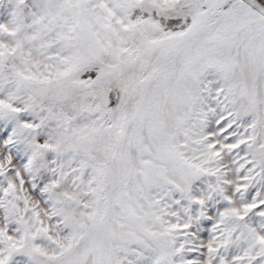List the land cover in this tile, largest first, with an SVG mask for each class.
Returning a JSON list of instances; mask_svg holds the SVG:
<instances>
[{
    "label": "snow or ice",
    "instance_id": "obj_1",
    "mask_svg": "<svg viewBox=\"0 0 264 264\" xmlns=\"http://www.w3.org/2000/svg\"><path fill=\"white\" fill-rule=\"evenodd\" d=\"M0 264H264V0H0Z\"/></svg>",
    "mask_w": 264,
    "mask_h": 264
}]
</instances>
